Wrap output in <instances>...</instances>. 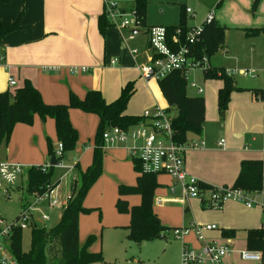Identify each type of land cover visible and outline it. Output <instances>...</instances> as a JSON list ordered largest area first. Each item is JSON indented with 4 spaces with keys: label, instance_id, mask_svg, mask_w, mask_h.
<instances>
[{
    "label": "rangeland",
    "instance_id": "1",
    "mask_svg": "<svg viewBox=\"0 0 264 264\" xmlns=\"http://www.w3.org/2000/svg\"><path fill=\"white\" fill-rule=\"evenodd\" d=\"M98 1L101 0H7L5 3L0 2V15L39 16L40 10L43 9L46 16H85L84 10L89 6V3L93 5ZM112 1H116L120 5H129L132 0ZM87 2L89 3L86 5ZM218 2L220 3L218 4ZM184 8H189L191 12L183 13ZM181 14L185 16L186 23L190 28L199 27L206 16L212 15L224 27L223 44L211 55L212 65L251 70L254 76L243 74L231 76L233 84L248 91L256 87H263L264 36L262 33L247 36L245 30L264 25V0H258L257 3H255V0H147V25H176ZM139 38H142L145 43L142 29L139 31ZM136 41L133 44L139 48ZM187 77L188 79L193 78L195 83L203 90L199 95L192 88H187L186 92L190 96L197 95L204 98L206 105L204 123L209 133L211 147L215 150L214 153L205 157V154L196 155L195 160L209 159L217 162L222 159L227 160L229 158L228 153L218 147V141L221 138L227 142V137L221 133L220 129L224 119L219 117L216 108L215 94L217 87L220 85V80L205 78L200 70L190 71ZM134 84L135 92L130 97L125 110L127 114L143 115L144 112L152 114L155 103L163 108L167 106L164 104L159 91H157L159 84L154 83L155 98L149 93L147 87ZM64 92L63 99L66 100L59 102L60 97L57 96V104L68 102L70 91L68 92V89H66ZM262 100L264 101V99ZM170 114L171 116L175 114L173 108H171ZM79 116L72 115V120L77 125V129L80 131L79 135L82 137L76 141L78 143L76 149L78 152L76 153H80L85 146L91 148L94 137H91L92 134H90L93 128H90L89 124L85 123ZM239 121L240 116L236 113V117L231 118L230 124L237 127L240 126ZM52 145L56 149L57 142ZM109 151V148H104L101 174L90 186L83 200V206L88 211L79 215V244L83 245L86 238L93 235L94 239L89 244L88 250L100 252L104 259V263L96 264H179L180 240L173 236L172 229L184 225L191 219L197 223L215 224L218 227L214 232L206 233L208 239L219 238L222 229L230 227L236 229L234 244L242 249L245 237L243 230L258 226L260 222L264 221V211L260 207L246 208L242 203L236 201L232 202L234 207L231 209H229L230 206H227L229 203L219 209H214L207 206L200 207V202L197 199L180 202L176 200L179 197V190L176 189L174 193L170 192L171 178L168 175H157L156 177H163L165 182L162 185L157 182L158 185L153 192L151 208L159 218L160 223L169 228V232H167L165 238L136 240L129 234L128 230L130 215L119 212L116 208L117 185L120 183L134 185L136 172L129 159L127 162L117 161V158ZM121 154L127 159L123 151H121ZM91 157V150L83 153L78 166L71 168L72 170H69L61 180H58V178L60 179L67 168H62L56 174L54 179L60 181L62 200L65 201L69 196L73 179L78 182L79 171L86 169ZM60 162L63 165L68 163L67 160H63V157ZM63 165L62 167H64ZM25 183L26 173H23L18 181L20 189L17 188L11 191L9 197H5L0 191V218L3 219V222L10 223L16 218L21 205L19 199L22 202L28 199ZM126 199L128 206L140 202V197L137 194L129 195ZM185 206L188 207L186 212L184 211ZM61 211L59 207L48 211V220L44 221L42 226L46 230L55 226ZM21 237V248L23 251H27L31 241L30 228L24 229ZM238 264L252 263L240 261Z\"/></svg>",
    "mask_w": 264,
    "mask_h": 264
},
{
    "label": "trees",
    "instance_id": "2",
    "mask_svg": "<svg viewBox=\"0 0 264 264\" xmlns=\"http://www.w3.org/2000/svg\"><path fill=\"white\" fill-rule=\"evenodd\" d=\"M257 1L255 0V3ZM0 2L5 3L7 0H0ZM146 7L147 0H132L126 8L129 11H135L140 29L145 34L150 26L146 23ZM182 11L186 13L185 8ZM111 26L113 25L104 11L98 15L97 29L102 36L106 28ZM25 28L26 26L21 23V16L14 20L0 19V41L7 35ZM165 28L168 42L171 41L172 36L177 35L178 42L173 45L174 48L185 45L190 54L193 52L191 55L194 59H201L204 55L208 59L210 67L203 72V76L221 81V87L217 91V111L219 117L223 119L231 93L235 90H242L233 84L231 76L224 74L222 67L210 63L211 55L223 44L224 27L214 17L209 21H203L196 41L192 45L186 41V36L191 28L187 25L183 14H181L176 25H166ZM257 33H262L264 36V25L245 30L247 36H253ZM157 82L167 103V107L164 109L171 117L172 140L175 143H184L187 141L189 133L201 134L204 127V98L187 94L188 85L183 73L179 70L172 71ZM251 91L258 99H264L262 89L253 88ZM134 92V82L128 81L121 87L119 95L110 102L105 101L98 89H90L82 98L70 91L66 104H47L43 101L37 88L28 79L23 80L21 87L12 91L0 92V146L7 144L16 123L30 125L34 116L37 115L42 120L53 119L56 140L62 144L63 153H70L74 150L78 134L71 124L69 109L75 108L98 117L91 163L84 171H79L78 182L76 179L73 180L69 198L62 208L57 224L49 230L43 226H33L30 229L31 241L27 251H23L21 248L22 231L18 229L13 231L8 251L16 264L104 263L100 252L88 250L89 244L94 239L93 235H89L83 245L79 244L78 218L80 213L88 211L83 206V200L90 186L101 174L104 154L102 133L104 130L112 126L126 130L148 120L142 115H132L125 112L127 103ZM171 108L175 110V114L172 116L170 114ZM47 146L48 155H53L55 149L49 140ZM132 162L133 169L137 173L135 184H119L117 186L116 208L119 212L130 215L128 230L129 234L136 240L165 238L169 228L160 223L159 218L151 208L153 192L158 185L157 175L138 173L140 171L139 164L136 161ZM74 166L77 167L78 164L75 163ZM56 170L57 168L51 165L46 171H42L40 167L34 165L29 167L26 171V193L42 191L47 186L56 185L58 183V180L54 179ZM263 173V163L260 159H243L239 163L238 174L232 186L246 191L258 190L261 186ZM211 186L204 183L206 188ZM132 194L139 195L140 202L137 205L128 206L124 197ZM19 201L21 202L20 199ZM184 211H188V208L185 207ZM235 234L236 230L234 229L221 230L223 237L234 238ZM244 239L245 248L260 251L264 256V221L259 227L247 229Z\"/></svg>",
    "mask_w": 264,
    "mask_h": 264
},
{
    "label": "crops",
    "instance_id": "3",
    "mask_svg": "<svg viewBox=\"0 0 264 264\" xmlns=\"http://www.w3.org/2000/svg\"><path fill=\"white\" fill-rule=\"evenodd\" d=\"M121 6L128 8L129 5L123 4ZM103 7L104 2L101 0L93 5L89 3V6L84 10L85 16H46L43 9L40 10L39 16H21V23L26 28L13 32L0 41V92L12 91L21 87L23 80L28 79L37 88L43 101L47 104H57V96L60 97L59 102H64L66 99H63V95H65L64 91L66 89H68V92H74L79 98H82L87 90L98 89L105 101L110 102L119 95L121 87L126 82L133 81L140 87H147L149 93L154 96V83L156 82L158 85V82L154 79L143 80L139 77V72L136 69V64L145 61L149 53L145 32V43L142 38H139L140 30L136 32L134 40L127 42L124 40L126 32L114 26L107 27L102 36L97 29V17L103 12ZM17 17L0 15L2 20H13ZM135 40H137L139 48L133 44ZM132 48H138V52L132 54L130 52ZM113 59H115V62H111ZM73 66H86L88 70L75 73L71 71ZM9 78L15 81L14 86L8 84ZM220 87L221 81L215 94L216 108L217 91ZM262 88L256 87L254 89L261 90ZM157 91H159L164 104L167 105L160 88ZM156 105L160 106L155 103ZM205 112L206 105L204 116ZM236 113L240 116V126L237 127L230 124L231 118L236 117ZM73 114L80 115L79 117L85 123L87 122L90 128H93L90 134H92L91 137L94 136L98 117L94 114L70 108L69 118L77 132L79 129H77V125L72 120ZM223 119V124L219 125L222 126L220 128L221 133L227 137V142L221 138L223 146L219 145V140L218 147L228 153L229 158L227 160L222 159L219 162L209 159L195 160L196 155L205 154V157L215 152L213 147H211V140L205 123L201 134L189 133L187 135V141L198 143L202 141L204 145L202 148L186 152L184 167L188 173L194 175L203 183L212 186L232 185L238 174L239 163L243 159H260L264 169V101L255 97L251 90L248 91L244 88L238 91L235 90L231 93ZM79 134L80 131L78 132V140L82 138ZM48 140L51 144L57 142L53 119L46 118L42 120L35 115L30 125L24 123H16L14 125L7 144L0 146V159L24 164L25 168L31 165L47 164L50 159L47 146ZM91 144V148L85 146L80 153H76L78 152V150L76 151L78 143H76L75 149L72 151L74 158L71 152L63 153V160L68 161L67 165H63L61 162L64 166L63 168L68 166L75 167L74 164L79 163L83 153L90 150L92 153L94 137ZM107 148L117 158V161L127 162L128 157L124 149L119 146ZM120 150L125 153L127 159L123 157ZM130 162L133 165V162ZM61 169L57 168L56 174ZM67 172L69 171L67 170ZM67 172L64 171L63 174ZM156 180L161 185L165 182L163 177H156ZM171 184H174L173 180H171ZM128 196H125L124 199L127 200ZM232 202L226 203H229L227 205L230 206L229 209L234 207ZM191 221L193 220L187 221L184 225ZM261 223L251 228L259 227ZM247 229H244L243 232ZM185 240L193 242V237L186 236ZM232 241L235 248L241 249L234 244V238H232ZM179 246L180 254L181 242ZM243 248H245V239ZM263 257L258 263H250L263 264ZM234 260V264L242 261L237 256Z\"/></svg>",
    "mask_w": 264,
    "mask_h": 264
},
{
    "label": "built area",
    "instance_id": "4",
    "mask_svg": "<svg viewBox=\"0 0 264 264\" xmlns=\"http://www.w3.org/2000/svg\"><path fill=\"white\" fill-rule=\"evenodd\" d=\"M103 2V11L110 23L126 32L124 38L126 42L134 40L136 32L140 30L135 11L123 8L116 1L103 0ZM185 11L186 13L191 12L189 8H185ZM212 17L209 14L204 21H209ZM199 31L200 26L191 28L188 32L186 41L189 45L195 43ZM145 35L149 53L145 61L136 64L139 76L145 81L150 79L158 81L168 73L179 70L183 73L188 88L194 89L198 95L201 94L202 88L195 83L193 78L188 79L187 75L193 70H200L202 73L208 70L210 64L206 56H202L201 59H194L191 55L193 52L190 54L187 46L180 45L174 48L173 45L178 42L177 35L172 36L171 41L168 42L166 28L163 25H150ZM130 52L136 54L138 48H132ZM111 62H115V59ZM223 69L224 74L228 76L236 74L254 76L251 70ZM87 70L88 67L86 66L71 67V71L75 73ZM8 84L14 86L15 81L9 78ZM262 93L264 94V86ZM142 116L148 120L126 130L117 126L105 129L102 133L103 148L119 146L124 149L128 159L139 164L140 171L138 173L168 175L174 182L170 187V192L174 193L178 189L179 197L176 200L180 202L197 199L202 207L219 209L229 201H236L242 203L246 208L257 206L264 211V173L261 186L255 191H246L232 185L206 188L202 181L188 173L184 167L186 152L202 148L204 143L202 141L199 143L193 141L175 143L172 140L171 117L160 106L156 105L152 114L144 112ZM219 145L223 146V140H220ZM54 155L60 161L59 158L63 156L61 143L57 142ZM31 166L25 168L24 164L0 159V191L5 197H9L11 191L20 189L18 186L19 178ZM34 166L46 171L50 164L48 162L44 165ZM55 167L63 168L61 162ZM71 168L68 166L67 170L69 171ZM59 188V183H57L54 186H47L42 191L27 193L28 199L24 202L21 200L19 213L14 220L5 223L0 218V264H16L8 251L10 237L14 230L23 231L26 228L31 229L33 226H42L43 222L48 220V211L54 210L56 207L62 210L69 196L65 201L62 200ZM217 229L215 224H202L194 221L173 228V236L181 242L179 264H234L236 256L239 260L246 262L258 263L262 260L263 255L260 251L235 248L232 238L223 237L221 231L219 238L208 239L206 237V233L214 232ZM186 236H192L193 242L186 241Z\"/></svg>",
    "mask_w": 264,
    "mask_h": 264
},
{
    "label": "water",
    "instance_id": "5",
    "mask_svg": "<svg viewBox=\"0 0 264 264\" xmlns=\"http://www.w3.org/2000/svg\"><path fill=\"white\" fill-rule=\"evenodd\" d=\"M71 154H72V156H73V158H74V153L71 152ZM49 164H50L51 166H58V165H60V161L57 160V159L55 158V155L53 154V155L50 156Z\"/></svg>",
    "mask_w": 264,
    "mask_h": 264
}]
</instances>
